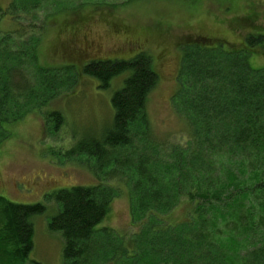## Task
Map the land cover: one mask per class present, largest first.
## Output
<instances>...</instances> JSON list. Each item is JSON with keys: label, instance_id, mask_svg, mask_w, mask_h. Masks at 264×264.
I'll return each mask as SVG.
<instances>
[{"label": "trees", "instance_id": "1", "mask_svg": "<svg viewBox=\"0 0 264 264\" xmlns=\"http://www.w3.org/2000/svg\"><path fill=\"white\" fill-rule=\"evenodd\" d=\"M7 16L0 8V22ZM256 30L239 49L205 37L181 45L174 99L188 128L182 144L159 140L150 126L146 104L159 76L149 53L129 60L94 59L83 66L82 75L97 80L101 89L128 73L111 99V130L101 141L81 142L79 149L97 159L106 148L129 154L130 216L137 232L126 239L102 228L115 189H62L48 224L50 232L62 235V264H264V67L250 64L251 55H264V32ZM47 31L44 24L18 23L0 36L2 129L3 122L40 110L59 89L69 91L79 83L74 66L49 67L41 61ZM31 67L36 85L22 80L18 86L20 71ZM24 105L25 113L20 111ZM44 119L55 130L64 125L57 111ZM0 202L18 245L15 257L25 261L33 250L32 218L46 207L1 197ZM178 208L184 211L181 218L174 215Z\"/></svg>", "mask_w": 264, "mask_h": 264}, {"label": "rangeland", "instance_id": "2", "mask_svg": "<svg viewBox=\"0 0 264 264\" xmlns=\"http://www.w3.org/2000/svg\"><path fill=\"white\" fill-rule=\"evenodd\" d=\"M126 1L0 0V8L8 11L0 22V36L18 23L44 24L48 31L42 36L41 61L49 67L71 65L80 74L72 90L62 87L40 110L15 122H3V129L0 127V197L18 205L46 207L44 214L32 218L33 250L23 261L15 257L18 245L0 202V230L9 228L0 232V264H62V235L50 232L48 224L58 211L56 192L73 186L115 189L102 228L126 239L137 232L130 216L129 154L106 148L97 159L79 149L81 142L101 141L111 130V99L123 87L128 73L114 79L109 89H101L97 80L82 75L87 62L129 60L141 51L149 53L159 76L146 104L150 126L159 140L182 144L188 128L174 99L182 68L181 45L205 37L222 41L225 49H239L255 28L264 32V0ZM250 64L262 69L264 55H251ZM20 73L17 85L22 80L28 86L36 85L32 67ZM20 111H27L25 105ZM52 111L64 117L60 130L52 124L46 127L44 114ZM181 210L175 211L176 218L184 214Z\"/></svg>", "mask_w": 264, "mask_h": 264}]
</instances>
